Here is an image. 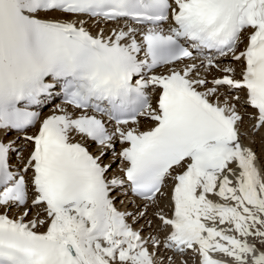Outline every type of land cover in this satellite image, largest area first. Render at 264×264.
Returning <instances> with one entry per match:
<instances>
[{"label": "snow or ice", "instance_id": "obj_1", "mask_svg": "<svg viewBox=\"0 0 264 264\" xmlns=\"http://www.w3.org/2000/svg\"><path fill=\"white\" fill-rule=\"evenodd\" d=\"M0 264H264V0H0Z\"/></svg>", "mask_w": 264, "mask_h": 264}]
</instances>
